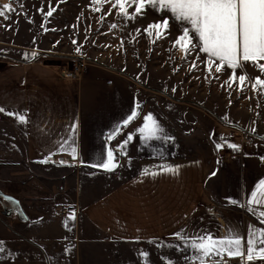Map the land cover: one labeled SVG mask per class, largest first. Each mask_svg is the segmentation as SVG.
<instances>
[{"label": "crops", "instance_id": "crops-1", "mask_svg": "<svg viewBox=\"0 0 264 264\" xmlns=\"http://www.w3.org/2000/svg\"><path fill=\"white\" fill-rule=\"evenodd\" d=\"M173 23L176 40L182 32ZM177 48L183 57L207 60ZM58 70L39 61H0V169L12 167L11 195L0 192V264H144L141 250L151 264H165L161 257L187 264L185 255L195 253L183 251L178 232L190 244L203 234L222 238L232 230L246 237L250 224L264 228L246 208L264 180L257 153L132 160L134 139L148 137L139 131L152 113L147 100L137 107L140 93L98 64L74 81ZM159 113L151 115L163 129L156 135H217L211 128L201 133L193 117ZM109 149L120 165L113 172L96 166ZM161 166L180 167L173 175ZM161 242L181 247H157Z\"/></svg>", "mask_w": 264, "mask_h": 264}, {"label": "rangeland", "instance_id": "rangeland-1", "mask_svg": "<svg viewBox=\"0 0 264 264\" xmlns=\"http://www.w3.org/2000/svg\"><path fill=\"white\" fill-rule=\"evenodd\" d=\"M5 4H10L13 11L6 12L7 19L0 17V61H39L71 70L73 60L84 58L85 66L98 64L113 70L118 79L136 89L140 93H135L139 95L137 107L146 99L151 115H159L162 109L165 116L193 117L201 133L211 128L217 134L136 137L130 145L132 160L155 156L216 158L225 151L223 154L257 153L264 161V95L259 87L255 91L252 88L254 78L264 76L248 63L246 74L250 79L243 86L238 81L229 86L225 81L231 69L225 67L221 71L227 74H220L215 71L216 64L209 69L207 60L183 57L171 34L175 20L170 13L147 5L136 13L138 5L132 0H125V10L133 17L130 19L123 18L119 6H114L115 0L0 2V6ZM50 10L52 15L48 16ZM164 19L169 27L163 38L158 39L155 30L151 35L145 31ZM113 24L116 27H111ZM194 52L203 54L198 49ZM240 74L237 69L236 75ZM231 144L239 147L233 149ZM9 170L4 168L3 173L0 169L2 195H11ZM4 211L0 195V214Z\"/></svg>", "mask_w": 264, "mask_h": 264}, {"label": "snow or ice", "instance_id": "snow-or-ice-1", "mask_svg": "<svg viewBox=\"0 0 264 264\" xmlns=\"http://www.w3.org/2000/svg\"><path fill=\"white\" fill-rule=\"evenodd\" d=\"M96 2L99 3L102 0H96ZM132 2L138 5L135 8L136 13H140L146 5L153 10H164L170 13L179 23V31L182 32L175 40V45H179L185 53L198 49L199 52L207 54L206 63L209 69L213 64H216V72H221L225 67L231 69L230 78L225 81L229 86L237 81L243 86L250 79L246 74L248 63H251L264 76V63H260L264 61V0H132ZM115 5L119 6L123 18H133L125 10V0H115ZM10 11H13L10 4L0 6V17L9 18L6 12ZM47 15L51 16L52 11H48ZM111 27L114 28L116 25L113 24ZM168 27L169 21L164 19L161 23L149 25L145 31L151 35L152 30H155L156 37L159 39L163 38ZM27 58L25 56V59ZM237 69L241 70L238 76ZM257 87L264 95V79L259 76L252 82L254 91ZM4 111L5 109L0 107V112ZM7 114L16 116L19 123L27 122L24 115L10 112ZM146 130L149 137L158 139L156 133L163 132L162 127L151 115L145 117V124L139 129L141 133ZM72 131L75 132V127ZM111 138V136L108 137L109 140ZM131 140L132 137L128 136L124 145H121V150ZM74 144L75 140L68 145L73 157L76 152ZM229 147L237 149L239 146L231 144ZM47 162L41 161V163ZM96 166L107 172H113L120 165L116 162L113 151L109 149L106 160ZM161 167L163 171L176 175L180 166ZM142 174L148 175L149 171L146 169ZM156 174L151 173L153 176ZM4 199L10 198L4 197ZM229 203L235 205L238 202L229 200ZM246 208L250 214L257 216L260 224L264 225V180H261L257 190L251 193V199ZM67 219L74 221L75 213L73 212ZM65 227H68L67 223ZM175 235L182 241L185 253L190 251L195 253V255H185L187 264H197V262L198 264H231L233 258H238V264H255L257 260L264 261V228L256 225L248 226L246 237L229 230L225 237L214 238L211 234H203L194 238L190 244L184 233L178 232ZM157 247L180 249L181 245H168L161 242ZM2 251L3 242L0 241V252ZM140 256L144 258V264H151L146 251L141 250ZM161 259L165 261V264H175L167 257H161Z\"/></svg>", "mask_w": 264, "mask_h": 264}, {"label": "built area", "instance_id": "built-area-1", "mask_svg": "<svg viewBox=\"0 0 264 264\" xmlns=\"http://www.w3.org/2000/svg\"><path fill=\"white\" fill-rule=\"evenodd\" d=\"M72 69L67 70L66 67H63L64 65L54 66V68H58V73L60 74L61 79L65 81H74L77 79L78 75L81 73V70L85 67L86 61L84 58L80 60H73L72 61Z\"/></svg>", "mask_w": 264, "mask_h": 264}, {"label": "trees", "instance_id": "trees-1", "mask_svg": "<svg viewBox=\"0 0 264 264\" xmlns=\"http://www.w3.org/2000/svg\"><path fill=\"white\" fill-rule=\"evenodd\" d=\"M1 60H4V59H1Z\"/></svg>", "mask_w": 264, "mask_h": 264}]
</instances>
